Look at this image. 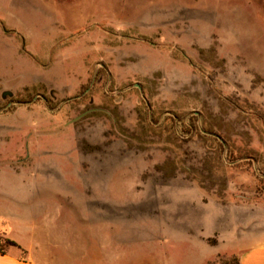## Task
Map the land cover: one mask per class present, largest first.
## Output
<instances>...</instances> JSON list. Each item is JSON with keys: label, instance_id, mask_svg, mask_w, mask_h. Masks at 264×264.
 <instances>
[{"label": "rangeland", "instance_id": "obj_1", "mask_svg": "<svg viewBox=\"0 0 264 264\" xmlns=\"http://www.w3.org/2000/svg\"><path fill=\"white\" fill-rule=\"evenodd\" d=\"M0 230L62 264L237 263L264 234V0H0Z\"/></svg>", "mask_w": 264, "mask_h": 264}, {"label": "crops", "instance_id": "obj_2", "mask_svg": "<svg viewBox=\"0 0 264 264\" xmlns=\"http://www.w3.org/2000/svg\"><path fill=\"white\" fill-rule=\"evenodd\" d=\"M2 235L0 230V236ZM5 236V235H4ZM246 245V244H245ZM229 255L238 257L237 263L230 264H264V234L252 240L247 246L235 245L234 248L230 247ZM25 252V253H24ZM108 256L102 255L101 262L95 263L91 258H87L84 264H138L137 258L132 254L118 253L113 254V257L109 253ZM130 255V256H128ZM203 258L202 262H206L209 259ZM73 263V262H71ZM200 263V264H201ZM0 264H62L60 257L55 256L50 260L38 259L33 250L26 245H12L5 252L0 251ZM75 264V263H74Z\"/></svg>", "mask_w": 264, "mask_h": 264}, {"label": "trees", "instance_id": "obj_3", "mask_svg": "<svg viewBox=\"0 0 264 264\" xmlns=\"http://www.w3.org/2000/svg\"><path fill=\"white\" fill-rule=\"evenodd\" d=\"M7 96H9V97H11V98H13V95H7ZM223 144V143H222ZM224 145V144H223ZM8 243H9V245H16V243L15 242H13V241H8ZM5 250L6 249H4L2 246H1V243H0V251H2V252H5Z\"/></svg>", "mask_w": 264, "mask_h": 264}, {"label": "water", "instance_id": "obj_4", "mask_svg": "<svg viewBox=\"0 0 264 264\" xmlns=\"http://www.w3.org/2000/svg\"><path fill=\"white\" fill-rule=\"evenodd\" d=\"M10 95H12V94H10Z\"/></svg>", "mask_w": 264, "mask_h": 264}]
</instances>
